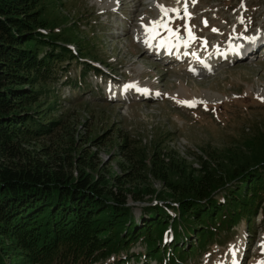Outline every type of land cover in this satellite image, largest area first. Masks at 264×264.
<instances>
[{
	"label": "rangeland",
	"instance_id": "obj_1",
	"mask_svg": "<svg viewBox=\"0 0 264 264\" xmlns=\"http://www.w3.org/2000/svg\"><path fill=\"white\" fill-rule=\"evenodd\" d=\"M110 1H117V5L107 14L102 13ZM45 3L44 18L53 20L50 26H57L44 34L61 35L59 41L65 42L75 57L74 62L70 61L72 64L69 62L72 55L64 61L67 68L63 74L81 83L72 86L63 84L61 79L51 86L54 93L52 100L46 101L45 109L48 117L59 125L47 139L36 141L35 149L47 145L58 164H63L61 158L68 159L67 169L73 174L77 169L69 166L71 155L92 158L96 170L100 168L101 174L111 180L112 190L119 187L114 180L130 167L125 159L129 152L120 148L125 137L132 146L130 151L153 150L157 144L164 152L173 151L177 159L188 163L187 172L193 168L198 177L200 158L216 170L228 171L249 155L246 142L257 134V126L262 128L263 124L264 129V47L254 48L255 54L248 56V51H252L248 44L264 38V0H195V3L187 0L191 17L173 18L172 27L187 39V25L197 39L188 46L178 42L182 54L179 63L172 57L166 59L169 63L156 57L163 48L167 49L159 48L157 42L165 33L156 39L152 50L159 48L158 54L152 56L144 53V43L139 38L137 43L136 34L137 30L144 32L141 17L145 25L161 17L157 4L179 8L183 17L185 0L179 3L177 0H46ZM122 8L125 10L120 12ZM144 8L147 10L142 11ZM56 18L59 19L55 21ZM235 43L243 45L236 49L232 47ZM216 48L226 51L219 52ZM172 50L173 47L168 49V55ZM209 52L217 62L214 56H206L209 68L191 74L193 67L189 65L197 64L198 57ZM84 57L95 61L100 74L95 73L96 69L89 70L86 62L84 65ZM210 68L214 69L210 71ZM129 84L138 88L125 90ZM144 89L148 91L142 98ZM184 91L190 100L185 98ZM178 101L197 103L188 107ZM96 170L87 169V172L96 175ZM134 171L137 175L136 170L131 172ZM155 180L130 183L124 179L123 184L127 189L147 187L156 193H169L162 182ZM135 198L129 194L127 204L134 208L135 220L139 221L145 209L155 205V200L150 194L142 200ZM167 201L175 200L168 197ZM263 219L264 206L252 222L255 232L249 234L246 224L240 223L232 231L234 236L223 235L224 244L215 242L197 264H258L264 260ZM191 239L196 241L193 235ZM168 243L171 245L169 239ZM178 245L182 246L181 241ZM142 250V244L138 243L133 252ZM130 264H138V260L132 259ZM151 264L160 262L156 259ZM182 264L196 263L191 259Z\"/></svg>",
	"mask_w": 264,
	"mask_h": 264
},
{
	"label": "trees",
	"instance_id": "obj_2",
	"mask_svg": "<svg viewBox=\"0 0 264 264\" xmlns=\"http://www.w3.org/2000/svg\"><path fill=\"white\" fill-rule=\"evenodd\" d=\"M45 1L0 0V264L198 263L215 242L224 244L223 235L234 236L241 222L248 233L255 232L252 222L264 206L263 124L246 142L249 155L242 163L220 171L200 158L199 177L193 168L188 173V163L173 151L157 144L132 152L125 137L120 148L129 152L130 167L122 165L126 171L114 180L119 186L114 190L92 158L70 156L75 176L67 169L68 159L58 164L47 145L35 149V142L59 125L45 109L54 93L51 86L61 79L79 86L63 74L72 53L59 41L61 35L44 34L57 26L44 18ZM82 61L99 73L95 61ZM149 178L162 182L169 193L123 184L124 179L144 183ZM129 194L136 200L150 194L155 200L139 221L127 204ZM165 238L173 245L163 251L158 245ZM138 243L143 250L136 254Z\"/></svg>",
	"mask_w": 264,
	"mask_h": 264
},
{
	"label": "snow or ice",
	"instance_id": "obj_3",
	"mask_svg": "<svg viewBox=\"0 0 264 264\" xmlns=\"http://www.w3.org/2000/svg\"><path fill=\"white\" fill-rule=\"evenodd\" d=\"M177 2L179 3L180 0H177ZM193 3H195V0H193ZM157 7L160 8L161 13H162L161 17L158 20L149 21V24L145 25L143 24V17H141V26L144 28V32H145L144 42L148 47L152 46V41L160 37L162 32L167 33V36L164 37L163 39H160L159 44H158L159 47H168V48L177 47L179 46L178 42H181V41L184 44V46H188L191 42L197 39L191 27L187 25L185 26V30L187 33V39H183L179 34V30L174 29L172 27L173 18L181 19V18L191 17V14L188 12V8H187V0H185V5L183 8V14H184L183 17H181L180 15L181 10L179 8H168L161 4H157ZM172 14H174V17ZM204 23L205 25H207V21H205ZM213 31L215 32L218 30L213 29ZM252 42H254V40ZM131 88H138V86L134 84L125 85V90L131 89ZM143 91L147 92L148 90L144 89ZM178 103H181L188 107H194L197 102L196 101H178ZM201 103L206 104V102H203V101H201ZM232 247L235 248L236 246L234 245ZM261 248L262 250H264V242L261 243ZM258 264H264V260L259 261Z\"/></svg>",
	"mask_w": 264,
	"mask_h": 264
},
{
	"label": "bare ground",
	"instance_id": "obj_4",
	"mask_svg": "<svg viewBox=\"0 0 264 264\" xmlns=\"http://www.w3.org/2000/svg\"><path fill=\"white\" fill-rule=\"evenodd\" d=\"M121 1H125L126 2V0H121ZM117 5V1H114V2H109L107 5H106V7L104 8L105 10L102 12V13H108V11H112L113 9H114V7ZM127 6V5H126ZM144 6H146V8H147V4H145V3H143V7ZM145 10H147V9H142V11H145ZM158 12V14L161 16V11H157ZM140 19V18H139ZM159 19V18H158ZM157 19V20H158ZM136 21H137V19H136ZM139 21V20H138ZM227 23H228V21H227ZM137 37H136V40H137V43L139 42L138 41V38H139V40L141 41V43H144V46H142L143 47V49H144V53L145 54H147V55H149V56H152V55H154V54H156V52H157V50L159 49V48H161V47H159L158 49H156V50H152L153 48H154V46H155V41L156 40H153L152 41V46L151 47H148L146 44H145V32H141L140 30H137ZM218 45V44H217ZM216 45V46H217ZM241 45V44H240ZM239 45V46H240ZM250 47H251V49H254V48H256V47H260V48H263L264 47V38H259V39H256V40H254V42H252L251 44H248ZM215 47V46H214ZM232 47H234V46H232ZM231 47V48H232ZM207 49V51H208V47H206ZM164 49V51H161V55H159V57H161V58H163V59H169L170 57H172V58H174L176 61H178L179 60V58H182L181 56H182V54H181V50H180V47L179 46H177V47H173V50H172V52L171 53H169V55H168V49H170V48H168L167 47V49H165V48H163ZM234 51H232L231 53H233ZM144 61H145V59H144ZM193 61H195V60H193ZM128 63V62H127ZM201 63H199L198 65L199 66H201L200 65ZM197 65V66H198ZM195 70V69H194ZM193 70V71H194ZM202 70V69H201ZM175 89V88H174ZM182 89H184V88H182ZM185 92V98H188V100H190V97H189V94H188V92L187 91H184Z\"/></svg>",
	"mask_w": 264,
	"mask_h": 264
},
{
	"label": "water",
	"instance_id": "obj_5",
	"mask_svg": "<svg viewBox=\"0 0 264 264\" xmlns=\"http://www.w3.org/2000/svg\"><path fill=\"white\" fill-rule=\"evenodd\" d=\"M74 175L77 176V173H75Z\"/></svg>",
	"mask_w": 264,
	"mask_h": 264
}]
</instances>
